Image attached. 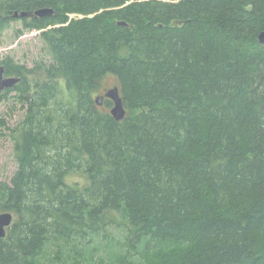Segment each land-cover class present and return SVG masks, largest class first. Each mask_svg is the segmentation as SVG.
Instances as JSON below:
<instances>
[{
    "label": "trees",
    "instance_id": "obj_1",
    "mask_svg": "<svg viewBox=\"0 0 264 264\" xmlns=\"http://www.w3.org/2000/svg\"><path fill=\"white\" fill-rule=\"evenodd\" d=\"M42 8L54 13L18 18L42 30L46 79L0 62L22 78L0 98L28 104L0 183L15 216L0 264L92 244L120 211L111 264H264V0H0V27ZM111 76L122 120L96 101Z\"/></svg>",
    "mask_w": 264,
    "mask_h": 264
},
{
    "label": "rangeland",
    "instance_id": "obj_2",
    "mask_svg": "<svg viewBox=\"0 0 264 264\" xmlns=\"http://www.w3.org/2000/svg\"><path fill=\"white\" fill-rule=\"evenodd\" d=\"M82 14H72L70 18H81ZM42 30L25 26L22 19L15 17L9 25L0 27V62L13 58L23 71L32 70L30 80H45L44 64H52V57L46 52L42 42ZM118 86L114 77L104 80L101 93ZM27 102L19 90H13L0 98V183H10L17 169L14 156V143L11 137L12 129L24 117ZM113 107V105H112ZM116 223L109 225L105 235L88 241H77L73 245L64 242L50 243L37 257V264H111L117 254L124 255L123 245L128 223L122 211L113 213ZM123 225V226H122ZM109 230V231H108ZM152 246V245H151ZM154 246V245H153ZM156 253L150 256H155ZM149 252L136 253L130 257L131 262H142L143 258L149 264Z\"/></svg>",
    "mask_w": 264,
    "mask_h": 264
},
{
    "label": "water",
    "instance_id": "obj_3",
    "mask_svg": "<svg viewBox=\"0 0 264 264\" xmlns=\"http://www.w3.org/2000/svg\"><path fill=\"white\" fill-rule=\"evenodd\" d=\"M54 10L52 8H42L31 13L28 11H16L14 17H44L47 15H52ZM124 23V22H120ZM258 40L260 43L264 44V30L258 35ZM22 80L19 76H7L5 67L0 63V94L6 89L13 88ZM110 99L113 101V107L111 108V114L116 120H122L126 116V108L123 103V99L120 94V89L118 86H114L108 90H105L103 94H100L97 98V104L102 105L104 99ZM15 216L12 212L0 213V238L7 236L8 228L12 226Z\"/></svg>",
    "mask_w": 264,
    "mask_h": 264
},
{
    "label": "bare ground",
    "instance_id": "obj_4",
    "mask_svg": "<svg viewBox=\"0 0 264 264\" xmlns=\"http://www.w3.org/2000/svg\"><path fill=\"white\" fill-rule=\"evenodd\" d=\"M127 24V23H126Z\"/></svg>",
    "mask_w": 264,
    "mask_h": 264
},
{
    "label": "flooded vegetation",
    "instance_id": "obj_5",
    "mask_svg": "<svg viewBox=\"0 0 264 264\" xmlns=\"http://www.w3.org/2000/svg\"><path fill=\"white\" fill-rule=\"evenodd\" d=\"M105 100V99H104Z\"/></svg>",
    "mask_w": 264,
    "mask_h": 264
}]
</instances>
